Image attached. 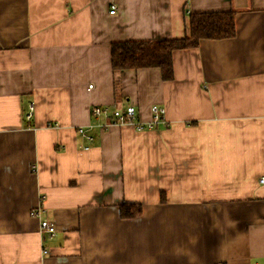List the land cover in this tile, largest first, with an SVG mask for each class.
Here are the masks:
<instances>
[{"label": "crops", "instance_id": "0c3cea01", "mask_svg": "<svg viewBox=\"0 0 264 264\" xmlns=\"http://www.w3.org/2000/svg\"><path fill=\"white\" fill-rule=\"evenodd\" d=\"M216 11L234 36L174 50L171 79L113 73L114 41ZM100 105L165 121L103 127ZM261 178L264 0H0V264H264Z\"/></svg>", "mask_w": 264, "mask_h": 264}, {"label": "trees", "instance_id": "16d2710c", "mask_svg": "<svg viewBox=\"0 0 264 264\" xmlns=\"http://www.w3.org/2000/svg\"><path fill=\"white\" fill-rule=\"evenodd\" d=\"M188 33L184 37L158 41H114L111 43L113 73L144 67L160 68L164 80L172 78L171 55L174 50L195 47L202 38L225 39L235 34L232 11L201 12L189 14ZM122 218L141 214L138 203H121L118 206Z\"/></svg>", "mask_w": 264, "mask_h": 264}, {"label": "built area", "instance_id": "2783aa9c", "mask_svg": "<svg viewBox=\"0 0 264 264\" xmlns=\"http://www.w3.org/2000/svg\"><path fill=\"white\" fill-rule=\"evenodd\" d=\"M115 5L112 4L110 6L109 13L112 14L115 12ZM91 115L95 118H103V127H108L112 124H121V125H132L136 130L141 131L145 129H152L155 127L156 124L165 121L163 114H164V108L162 106L158 105H152L150 108L151 111V119L147 122H142L136 118V112L134 106H126L125 108H111L108 106H91ZM29 111L27 113V117H30L32 115V105H29ZM87 128L79 127L78 131L80 134H82L85 137H89L88 134H86ZM260 182H264V178L260 179ZM43 201L44 195L40 197ZM41 205L33 207L30 209L29 213H31L34 217H40L41 215ZM39 228L42 233H49L53 234L56 230V227L54 224L47 218L40 219L39 222ZM221 264V263H217Z\"/></svg>", "mask_w": 264, "mask_h": 264}]
</instances>
